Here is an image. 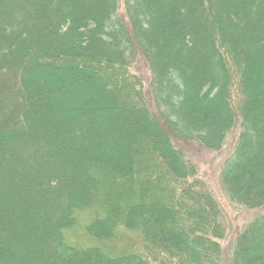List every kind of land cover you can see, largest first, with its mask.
<instances>
[{"label":"trees","instance_id":"16d2710c","mask_svg":"<svg viewBox=\"0 0 264 264\" xmlns=\"http://www.w3.org/2000/svg\"><path fill=\"white\" fill-rule=\"evenodd\" d=\"M125 2L128 24L120 0H0V264H220V213L184 150L238 120L222 183L264 206V0ZM233 263L264 264V215Z\"/></svg>","mask_w":264,"mask_h":264},{"label":"rangeland","instance_id":"374dc122","mask_svg":"<svg viewBox=\"0 0 264 264\" xmlns=\"http://www.w3.org/2000/svg\"><path fill=\"white\" fill-rule=\"evenodd\" d=\"M125 3V0H120V5H122L120 9V18L128 24V13L126 12ZM121 37L123 38V36ZM134 68L136 72L135 74L139 80L144 82L143 86L150 87L151 73L148 64L146 62L142 63L139 60L136 67L133 66V69ZM166 74L167 75L162 74L163 79L170 81L169 78L173 75L171 73L169 74V72H166ZM176 88L177 87L174 85L170 86L169 82L162 86L163 98H166L168 102H171L170 105L174 107L177 105L176 98L178 93ZM151 92V88L147 89L148 94ZM148 99L153 103V96H148ZM215 106L219 112L222 113L221 119H225V116H227L228 113L223 109L224 107L219 103H215ZM237 106L238 102L235 100L234 109H236ZM240 137L241 122L238 120L235 127L228 133V135H226L219 148L208 149L196 141H189L184 150L187 160L191 161L197 170L196 176L192 179L193 182L197 184L196 188L201 189L202 191L205 190L212 195L220 213L218 221L224 235L220 239H215L220 246V264H234L233 248L238 236L253 220L264 215V206L259 208H248L233 202L222 183V173L227 161L234 154ZM80 222L82 225H88L93 222V220L85 218ZM77 227L78 230L80 228L81 234L73 231V235L80 238L83 236L86 239L87 237L84 235L85 227H80V225ZM87 239L90 240V238Z\"/></svg>","mask_w":264,"mask_h":264}]
</instances>
